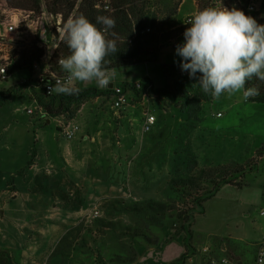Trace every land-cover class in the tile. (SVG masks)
Returning a JSON list of instances; mask_svg holds the SVG:
<instances>
[{
    "label": "rangeland",
    "instance_id": "obj_1",
    "mask_svg": "<svg viewBox=\"0 0 264 264\" xmlns=\"http://www.w3.org/2000/svg\"><path fill=\"white\" fill-rule=\"evenodd\" d=\"M246 1L182 0L171 9L175 15L168 16L163 25L162 17L154 27L164 39L148 47L143 65L116 69L114 86L124 84V79L137 82L146 64L151 65L154 82L146 97L134 89L128 92V103L118 113L108 87L101 89L93 82L77 85L79 92L94 90L81 100L64 101L69 114L41 115L42 105L34 103L39 91L31 81L46 71L47 59L41 60L36 74L22 69L0 82V91L14 89L11 99L0 105V249L9 252L17 264H114L115 256L129 255L132 232L154 240L151 230L177 222L174 212L159 217L158 224L157 219L127 211V207L152 201L186 210L193 206L191 200L172 191L168 181L202 167L231 164L245 168L244 175L234 180L245 186L223 185L203 208H195L189 227L196 253L188 261L199 254L210 264L209 252L226 247L230 261L231 253L240 250L245 263L252 264L251 249L264 237V105L245 101L242 92L224 94L204 104L199 121L193 123L181 110L182 101L172 102L159 93L164 88L161 65H177L181 70V57L172 44L184 43L183 34L190 27L187 19L205 7L228 8L231 2L242 5ZM4 3L32 11L17 0H0L2 8ZM151 5L152 11L172 6L171 0ZM35 15L45 21L46 53L61 40L62 17L48 14L45 0ZM21 38L8 39L5 49L10 56L37 48L32 35ZM1 43L6 44L0 39ZM42 103L49 106L52 101L42 98ZM27 109L34 114L28 115ZM147 114L155 116L156 123L145 133ZM69 126L79 128L70 141L64 136ZM191 157L198 165L190 170ZM37 183L44 188L42 194L33 193ZM96 210L99 216L94 218ZM204 248H208L206 253Z\"/></svg>",
    "mask_w": 264,
    "mask_h": 264
},
{
    "label": "trees",
    "instance_id": "obj_2",
    "mask_svg": "<svg viewBox=\"0 0 264 264\" xmlns=\"http://www.w3.org/2000/svg\"><path fill=\"white\" fill-rule=\"evenodd\" d=\"M18 5L26 7L35 13H39L42 8V0H17ZM105 0H45V6L48 14L58 17H62L63 24L69 17H76L79 15L86 16L93 23L96 22L98 16H108L115 20V27L108 30V38L116 41L117 52L109 55L106 59L109 61L107 65L110 68L120 69L126 67H132L144 63V58L148 55V47L151 45L159 44L162 38L159 31H155L154 27L161 20V24H164V20H167L171 14V9H176L181 4L182 0H171L172 6L167 8L166 11L159 9L152 11L151 2L159 0H109L110 10L105 11ZM249 2L246 1L242 5L229 3L228 8H238L242 10L246 15H250L257 20L258 23L264 24V0L258 10L250 12L248 10ZM102 27L101 25H97ZM150 28V32H146V29ZM114 34V35H113ZM69 54L67 45L60 40L57 49L53 56L49 60V66L54 70L63 73L59 64L57 63L59 57H64ZM44 57V50L39 48H33L31 52L27 53L25 50L21 51L18 56H11L13 64L9 68V74L17 72L22 69H31L35 62H41ZM161 74L164 80V88L159 91L160 95L163 94L170 101H182V111H185L189 121L196 123L199 121V116L202 111L203 105L211 103L213 98L205 94L198 85V77L190 78L188 72L178 69L177 65H161ZM145 81V80H144ZM258 86L260 94L256 97L250 98L248 101L256 104L264 105V82L253 79L247 85ZM127 88L126 83L122 84ZM14 89L7 91H0V105L9 101L13 95ZM94 91L93 89L78 92V94H56L51 96H44L43 94L38 96L39 104L42 105L43 110L50 117L58 116L62 112L70 113L69 108L64 101L72 103L79 101L86 94ZM109 90L108 92H110ZM153 91V86L152 90ZM42 98H49L52 104L49 106L42 103ZM176 105V106H175ZM177 108V104H174ZM264 153V148L261 150ZM188 168L194 169L198 163L194 157L189 160ZM245 173V168L238 165H219L199 168L189 174H185L180 177L173 178L168 181L169 187L175 193L188 196L193 204L192 207L186 210L183 207H178L171 204L147 202L145 204H135L126 208L127 211L136 214H146L151 219H157L158 224L159 217L165 216L168 213H176L177 222L174 223L173 228L176 233L184 234V245L186 252L178 260L170 264H184L188 259L196 253V247L192 245L193 232L190 229V224L193 219V212L196 207L203 208V203L217 193L223 185H231L237 188L245 186L241 182H235V179L242 177ZM33 193L42 194L44 188L38 184ZM185 199V197H183ZM264 198V193H263ZM78 209V208H77ZM161 220V219H160ZM158 224H154L155 226ZM169 225V224H168ZM171 225V224H170ZM165 224H160V227ZM128 236V234H126ZM132 239L144 238L148 244L156 243L155 239L151 240L146 234L140 232H132ZM132 251L131 255L121 256L117 255L111 259V263L114 264H132L138 260L136 252ZM0 264H17L15 258L9 254V252L0 249ZM101 264H105L101 261Z\"/></svg>",
    "mask_w": 264,
    "mask_h": 264
},
{
    "label": "clouds",
    "instance_id": "obj_3",
    "mask_svg": "<svg viewBox=\"0 0 264 264\" xmlns=\"http://www.w3.org/2000/svg\"><path fill=\"white\" fill-rule=\"evenodd\" d=\"M187 24L176 53L182 71L190 78L200 74L198 85L205 94L219 99L242 92L245 101L260 94L258 86L247 85L253 79L264 82V24L235 7H205ZM114 27L108 16H98L95 23L82 14L66 20L59 35L69 54L57 61L66 75L50 86V93L78 94L77 85L93 82L101 89L112 85L117 70L107 66L106 58L117 52L116 41L107 35Z\"/></svg>",
    "mask_w": 264,
    "mask_h": 264
},
{
    "label": "built area",
    "instance_id": "obj_4",
    "mask_svg": "<svg viewBox=\"0 0 264 264\" xmlns=\"http://www.w3.org/2000/svg\"><path fill=\"white\" fill-rule=\"evenodd\" d=\"M248 10L250 12H254L258 9V4L260 0H249ZM4 8H2V5L0 4V10L1 14L3 16L2 19H0V39L3 40L5 43L0 44V82L6 81L9 77V68L13 64V61L11 59L10 53L8 50H6V46H8V41H15L16 39L18 41H23L21 38L24 34H30L32 35L34 41L36 42V47L39 49H45L46 45L49 42L47 28L45 26L44 18L41 15H35L34 11L19 9V8H11L7 6V3H4ZM104 9L110 10V3L105 1L104 3ZM189 17L187 19H190ZM26 28V29H24ZM33 29V30H32ZM151 29H146V32H150ZM10 39V40H8ZM59 44V43H58ZM58 44L54 45V47L50 48V50L46 51L44 53L43 59H47V63H49L50 58L55 53ZM183 42H175L172 44V48L176 50L178 45H182ZM2 46V47H1ZM3 48V49H2ZM39 64L40 62H35L31 67V72L34 74L38 73L39 70ZM66 74L65 73H58L56 70H54L52 67L47 65L46 71L43 73H38L35 80H32L31 83L32 87L37 88L39 91V95L44 96H51L53 93L49 92V88L52 84L55 83L57 79L63 78ZM127 88L124 86H113L111 90L112 96H113V109L118 113L122 109L125 108V106L128 103V96L127 93L131 90L139 91L144 94L146 97L147 94L152 90V84H146L143 83V81H137L133 84L126 83ZM37 106L39 105V101L36 99L34 101ZM40 106V105H39ZM41 115L47 114L43 109L40 111ZM28 115H33L34 110L33 109H27ZM156 123V117L150 114L146 115V118L143 122V132L147 133L150 132L152 127ZM79 131V128L77 126L74 127H65L64 128V136L67 140H73L77 133ZM264 215V213H263ZM99 216V211L96 210L93 212V217L97 218ZM262 243L264 244V237L262 238ZM208 249H204L203 252H207ZM222 264H227L226 259H222L220 261ZM210 264H217L216 261L211 260ZM255 264H264V247H261L258 250Z\"/></svg>",
    "mask_w": 264,
    "mask_h": 264
},
{
    "label": "crops",
    "instance_id": "obj_5",
    "mask_svg": "<svg viewBox=\"0 0 264 264\" xmlns=\"http://www.w3.org/2000/svg\"><path fill=\"white\" fill-rule=\"evenodd\" d=\"M150 66L151 65H147V64L144 65V67H146V70H144L141 79H136L135 81L145 79L146 84L149 83L152 84L153 78H152V71ZM128 82H132V80L124 79L123 81V83H128ZM47 123H49V121H47ZM104 198L108 199V196L107 197L105 196ZM89 200H91V198H89ZM81 212L83 211H77V214H80ZM150 233H152V236L151 235L149 236L155 239L156 243L153 242L152 244H148L147 242L141 240L140 238L135 240L129 239L130 248H132L138 255V260L132 264H170L180 259L185 254L186 252L184 245L185 236L182 233L180 234L176 233V230L173 227L165 225L163 227L156 228L154 232H152L151 230ZM261 247H264V244L262 243V241H259L255 245V248L251 249V251H253V254L255 256V258L252 261V264H255L258 250ZM218 248H217V253L215 252L214 254H210L209 252L210 261L216 260L219 262V264H222L220 261L222 259H226L227 264L249 263V260L245 263V259L243 257L242 252H240V250H236L235 254L231 253V255H233L232 257L233 260L230 261V258H228V254H227L228 249L226 247H220L219 249ZM204 249H208V248H204ZM211 249L213 253L214 250L213 244L211 246ZM128 254L131 255L132 251H129ZM212 255L215 256L212 257ZM184 264H205V263L203 261L202 256L197 254L193 259H190Z\"/></svg>",
    "mask_w": 264,
    "mask_h": 264
},
{
    "label": "water",
    "instance_id": "obj_6",
    "mask_svg": "<svg viewBox=\"0 0 264 264\" xmlns=\"http://www.w3.org/2000/svg\"><path fill=\"white\" fill-rule=\"evenodd\" d=\"M113 86H114L113 84L112 85H109L108 89H112Z\"/></svg>",
    "mask_w": 264,
    "mask_h": 264
}]
</instances>
